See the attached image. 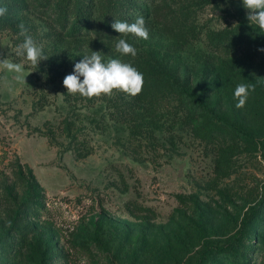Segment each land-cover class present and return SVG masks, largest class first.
<instances>
[{
    "label": "rangeland",
    "instance_id": "374dc122",
    "mask_svg": "<svg viewBox=\"0 0 264 264\" xmlns=\"http://www.w3.org/2000/svg\"><path fill=\"white\" fill-rule=\"evenodd\" d=\"M61 1L0 0V59L25 69L0 66V264H264V82L234 96L264 78V31L243 0H119L147 40L97 36L107 0L64 25ZM21 23L39 65L16 55ZM92 51L131 63L142 91L68 92Z\"/></svg>",
    "mask_w": 264,
    "mask_h": 264
},
{
    "label": "clouds",
    "instance_id": "9594fccd",
    "mask_svg": "<svg viewBox=\"0 0 264 264\" xmlns=\"http://www.w3.org/2000/svg\"><path fill=\"white\" fill-rule=\"evenodd\" d=\"M243 6L247 9V20L253 27H258L264 31V0H243ZM7 14V7L0 6V17ZM19 37H23V42L17 46L16 55L26 57L33 66L39 65L41 61L49 59L44 54L43 45L39 44L31 35L29 29L23 24L18 25ZM111 27L120 34L127 37L133 35L144 40L149 39V30L146 21L141 16L134 23H128L115 19ZM115 50L121 56L137 55V49L125 38H119L115 44ZM264 51V49H260ZM83 59L76 62L74 71L64 78L63 84L68 92L79 93L85 97H98L101 94L111 95L113 90H120L129 95H137L142 91L144 85L143 73L133 67L131 63L119 58H108L101 55V52L92 51L90 55L82 56ZM0 66L8 72H14L18 82H25L24 66L22 63H13L8 59H0ZM83 77V80H81ZM264 82L260 78L254 82L238 83L234 90L237 99V107H243L249 99L251 93L255 92L257 83Z\"/></svg>",
    "mask_w": 264,
    "mask_h": 264
},
{
    "label": "trees",
    "instance_id": "16d2710c",
    "mask_svg": "<svg viewBox=\"0 0 264 264\" xmlns=\"http://www.w3.org/2000/svg\"><path fill=\"white\" fill-rule=\"evenodd\" d=\"M122 2L119 0H107L104 9L102 10V13L100 15L101 22L97 25L96 33L97 36L100 38H104L107 36L112 35L115 30L111 27V24L117 20L126 21L127 18L122 14L121 7ZM60 8H61V19L66 25L68 21H70L71 15L74 17L75 21H78V23H82L85 21V18L87 16V11L84 8V3L82 0H76L74 3H72L71 0H62L60 2ZM188 99L193 102L194 104L199 105V107L206 110V106L204 102L198 98H196L193 94L187 93ZM240 131V130H239ZM244 136H249V134L240 131ZM217 249H224V247H210L208 252L215 251Z\"/></svg>",
    "mask_w": 264,
    "mask_h": 264
}]
</instances>
